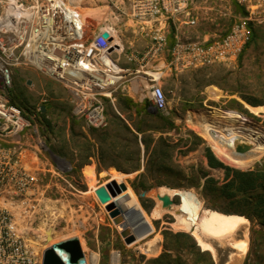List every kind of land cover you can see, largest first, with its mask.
<instances>
[{
	"label": "rangeland",
	"instance_id": "1",
	"mask_svg": "<svg viewBox=\"0 0 264 264\" xmlns=\"http://www.w3.org/2000/svg\"><path fill=\"white\" fill-rule=\"evenodd\" d=\"M222 4L237 15H247L245 7L236 0H222ZM95 11L94 16L85 12L88 18H96V22L86 21V38L103 21L101 10ZM255 15L251 41L235 62L161 75L158 85L167 99L164 111L148 110L154 83L148 82L143 72L131 82L134 74L119 77L111 69L117 78H110L105 128H88L82 118L73 114V97L63 84L33 67L14 72L16 98H24L25 104L46 99L43 120L48 132L44 137L50 151L62 160L40 155V160L31 165L38 177L40 194L6 198L13 227L35 255L37 264H41L42 251L47 246L70 237L79 239L87 264H210L207 256L202 260L195 254L193 242L200 251L210 254L214 264H264V227L256 221L243 216L244 221L227 237L205 232L211 251L200 246L191 231L178 227L176 209L164 208L159 199L164 189L190 192L199 202L200 211L226 214L224 211L238 207L213 195L206 184L207 178L224 183V171L209 167L205 148H210L225 165L241 171L264 163V110H250L240 97L242 94L264 99V12ZM127 92L135 95L136 101ZM223 112L235 114L228 116ZM119 114L142 130L138 138L147 145L137 143L124 129ZM137 164V170L128 172L112 166L131 169ZM87 166L94 169L93 178L85 173ZM113 171L123 173L124 179ZM110 180L127 186L110 202L119 209L125 230L136 237L130 244L124 242L121 226L112 222L95 194L96 188ZM197 182L198 186L191 185ZM171 198V206L179 205L178 195ZM137 205L150 217L145 228L150 232L144 237L135 234L138 219L131 217L130 210ZM165 232L183 233L177 237L181 244L164 238ZM48 233L51 239L46 241ZM237 243L246 246L242 255L235 247Z\"/></svg>",
	"mask_w": 264,
	"mask_h": 264
},
{
	"label": "built area",
	"instance_id": "2",
	"mask_svg": "<svg viewBox=\"0 0 264 264\" xmlns=\"http://www.w3.org/2000/svg\"><path fill=\"white\" fill-rule=\"evenodd\" d=\"M236 1L247 15L235 14L222 0H0V264H37L13 227L6 198L39 195L31 165L42 154L52 159L44 137L46 99L25 104L16 98L14 72L33 67L63 84L73 97V114L98 129L106 125L105 99L114 73L106 62L117 66L120 77L123 59L129 70L143 69L144 78L154 83L148 110L161 112L167 106L158 85L163 73L232 63L243 53L261 9L258 0ZM89 7L99 8L108 23L86 38ZM125 22L148 43L125 44Z\"/></svg>",
	"mask_w": 264,
	"mask_h": 264
},
{
	"label": "trees",
	"instance_id": "3",
	"mask_svg": "<svg viewBox=\"0 0 264 264\" xmlns=\"http://www.w3.org/2000/svg\"><path fill=\"white\" fill-rule=\"evenodd\" d=\"M240 97L251 106H260L264 104V99H255L251 97L244 96L240 94ZM124 129L134 136L135 140L138 142H143V139L138 138V134H142L137 127L136 132L132 131L126 124H123ZM144 145H147L144 143ZM207 164L211 168L222 169L224 171V177L222 184H217L216 179L207 178L206 184L212 190L213 195L220 196L230 202H234L238 207L235 210L224 211L226 214H238L246 217L251 222H257L259 225L264 227V163L261 167H257L252 170L241 171L231 166L225 165L221 162L210 150V148H205ZM117 170H123L125 172L137 170L139 165L132 167L131 169L123 168L119 165H112ZM115 172V171H113ZM210 184V185H209ZM198 186L196 184H191ZM247 205H250L247 207ZM241 207V208H240ZM183 236V233L172 234L170 232L164 233V238L170 241L174 239L175 243L179 246L181 242L177 237ZM193 247L195 249V254L199 257L207 256L208 262L214 264L212 257L208 252L200 251V249L193 242ZM166 248V246H165ZM203 260V259H202Z\"/></svg>",
	"mask_w": 264,
	"mask_h": 264
},
{
	"label": "bare ground",
	"instance_id": "4",
	"mask_svg": "<svg viewBox=\"0 0 264 264\" xmlns=\"http://www.w3.org/2000/svg\"><path fill=\"white\" fill-rule=\"evenodd\" d=\"M86 13L90 14V16L91 15L94 16L96 11L95 9H92L91 7H89L87 8ZM106 63L111 67V69H115V70L117 69V71H119L116 65L112 64L109 61H107ZM247 106L250 110H253V111L264 110V107H253L249 105ZM223 113L227 114L228 116H232L235 114V112H223ZM253 138H256V137L253 136ZM51 155H53L54 159H56L58 162H62V160L59 159L57 156H55L53 152H51ZM85 173L90 178H93L94 176L92 169L86 170L85 168ZM117 173H120V172H117ZM120 174H121L120 175L121 179L123 180L124 174L123 173H120ZM165 194H167L170 197L173 195L179 196V199H180L179 205L169 207V209H172V210L176 209L177 211L176 223L178 227L184 230L191 231L192 234L196 237L198 244L207 250L212 251L213 248L208 242L205 241L206 239V236L204 235L205 232L211 233L213 235L223 234V236L227 237V236L232 235L235 232L237 225H239V223L244 221V217L238 214H224V213H220L217 211H200L201 208H200L199 202L196 200L195 196L190 192L164 189L163 195ZM130 211H133V214L131 215V217L138 219L136 223L138 224V227L135 229V232H136L135 234L138 237L146 236L150 232L149 229L145 230L146 226L150 224L149 215H147L142 209L138 208V205L137 207L132 208V210ZM235 247L239 248V251H241L239 253H241L240 255H242V253L244 252L243 250H245L246 246L245 244L237 243ZM60 254L62 257H64V254L62 253ZM81 264H86V259H84V261Z\"/></svg>",
	"mask_w": 264,
	"mask_h": 264
},
{
	"label": "water",
	"instance_id": "5",
	"mask_svg": "<svg viewBox=\"0 0 264 264\" xmlns=\"http://www.w3.org/2000/svg\"><path fill=\"white\" fill-rule=\"evenodd\" d=\"M103 37L107 38L108 34L103 33ZM108 40L111 41V38H108ZM114 47L116 48L117 45ZM114 47H111L110 51H112ZM28 83H30V81ZM42 111H44V107H42ZM126 189L127 186L124 182L117 183L116 180H110L105 185L96 188L95 194L99 202L104 205L112 222L117 226H121L120 235L124 239V242L130 244L136 240V237L125 230V222L119 209L115 205V202H110L112 198L126 191ZM159 199L162 201V206L164 208H169L173 203L172 198L167 194L159 196ZM50 239L51 236L48 233L46 241ZM60 253L64 254V257H62ZM84 259L85 255L79 239L77 237H70L47 246L42 251L41 264H81Z\"/></svg>",
	"mask_w": 264,
	"mask_h": 264
},
{
	"label": "crops",
	"instance_id": "6",
	"mask_svg": "<svg viewBox=\"0 0 264 264\" xmlns=\"http://www.w3.org/2000/svg\"><path fill=\"white\" fill-rule=\"evenodd\" d=\"M258 3H259V6H260V9H261V12L263 13L264 12V0H258ZM86 10L84 12H86ZM263 18H264V16H263ZM95 19L93 17H90L87 20H90V21L93 20L94 22H96ZM107 23L108 22L101 21V22H99L98 25L102 29L104 27V25L107 24ZM109 23H114V24L116 23L117 24L118 22L109 21ZM124 25L127 26L126 27L127 33L123 36V41H124L125 44H128V46L131 45L133 47L140 48V47H143L144 45H146L148 43L149 39L147 37H143L142 35H138V33H137V31L135 29L128 27L130 25L129 22H125ZM89 31H92V29H90ZM91 33H93V32H88L87 34L90 35ZM119 65H121L120 68L122 69V73H123L122 75H124V77L125 76H130L131 74H134V75L131 76V79H130L131 82L133 80H135L136 78H138V73L143 70V69H140V68H130V70H129V67H128L129 65H127V63H125V61L123 59H120ZM116 71H117V69H116ZM132 88H133V86H130V89L133 91ZM135 91H133L132 94H135L136 93ZM128 95H130V94L128 93ZM128 97H130V99H132L133 101H136L135 98H133V97H135V95L134 96L130 95ZM119 117L123 120V122L132 131L136 132L135 128L126 119H124L121 114H119ZM106 126H107V122H106V125L104 127H102V128H105ZM88 167L91 168L93 170V173L95 174L94 169L92 168V166H87L86 168H88Z\"/></svg>",
	"mask_w": 264,
	"mask_h": 264
}]
</instances>
